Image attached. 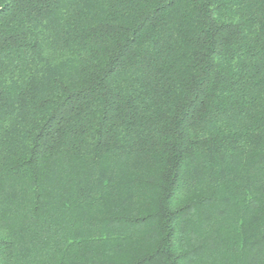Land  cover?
<instances>
[{"label":"trees","instance_id":"trees-1","mask_svg":"<svg viewBox=\"0 0 264 264\" xmlns=\"http://www.w3.org/2000/svg\"><path fill=\"white\" fill-rule=\"evenodd\" d=\"M0 264H264V0H0Z\"/></svg>","mask_w":264,"mask_h":264}]
</instances>
